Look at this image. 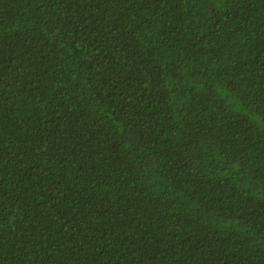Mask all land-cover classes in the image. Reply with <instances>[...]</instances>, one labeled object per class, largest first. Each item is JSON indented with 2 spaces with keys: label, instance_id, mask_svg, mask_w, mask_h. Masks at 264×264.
<instances>
[{
  "label": "trees",
  "instance_id": "1",
  "mask_svg": "<svg viewBox=\"0 0 264 264\" xmlns=\"http://www.w3.org/2000/svg\"><path fill=\"white\" fill-rule=\"evenodd\" d=\"M0 264H264V0H0Z\"/></svg>",
  "mask_w": 264,
  "mask_h": 264
}]
</instances>
